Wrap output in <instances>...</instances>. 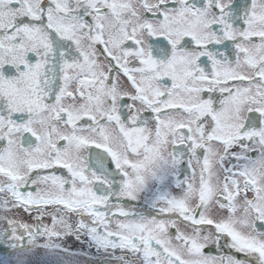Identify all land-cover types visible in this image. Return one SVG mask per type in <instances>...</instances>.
I'll return each mask as SVG.
<instances>
[{
  "label": "snow or ice",
  "instance_id": "snow-or-ice-1",
  "mask_svg": "<svg viewBox=\"0 0 264 264\" xmlns=\"http://www.w3.org/2000/svg\"><path fill=\"white\" fill-rule=\"evenodd\" d=\"M0 264H264V0H0Z\"/></svg>",
  "mask_w": 264,
  "mask_h": 264
}]
</instances>
